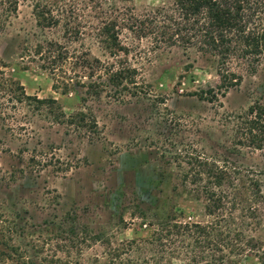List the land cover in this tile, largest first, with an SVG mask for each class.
<instances>
[{
	"label": "rangeland",
	"instance_id": "1",
	"mask_svg": "<svg viewBox=\"0 0 264 264\" xmlns=\"http://www.w3.org/2000/svg\"><path fill=\"white\" fill-rule=\"evenodd\" d=\"M58 1L17 0L14 11L0 7V60L6 70L14 71L25 95L56 100L64 116L59 122L79 109L91 113L96 129L89 133L74 130L68 123L56 124L48 115L52 107H20L8 93L0 92V226L5 230L0 232V264H15L4 255L16 256L22 264H41V257L53 255L52 242L46 236L65 218L66 226H85L91 234L115 242L138 234L141 222L165 219L172 204V186L180 194L198 192L202 186L181 183V170L173 159L180 149L185 153L195 150L226 170L232 180L222 191L231 228L253 237L264 248L262 117L248 133L251 121L257 118L254 113H259L249 111L264 107V49L243 55L242 46L231 43L236 52L221 59L197 46H167L153 36L136 37L133 29L121 28V21L116 20L117 40L126 54L119 51L109 57L93 39L101 13L107 16L121 9L134 16L147 14L159 22L170 13L159 8L172 0H72L73 19L59 12ZM51 5L46 10H51L57 24L39 30L33 8ZM252 20L256 33L258 24L264 25V0ZM70 21L72 28L84 34L66 39L64 25L69 27ZM48 44L63 47L66 59L57 62L53 71L39 70L42 62L32 57L41 52V58H46ZM81 54L89 61H99L100 66L87 62L88 69L71 70L82 61ZM117 66L135 73L133 84L123 83L126 89L119 94H112L108 86L97 90V98L60 94L67 77L82 92L76 82L105 81ZM89 70H93L91 80L83 77ZM229 74L235 78L233 86L217 90ZM209 90L215 94L212 100L192 96L199 92L208 95ZM83 97L79 105L78 98ZM251 135L260 140L259 148L251 145ZM199 197L192 203L178 201L177 207L188 206L189 221L204 224L209 217L203 211L205 200ZM138 210L145 218H139ZM19 229L23 240L14 234ZM36 236H40L36 244L41 250L37 254L27 241ZM94 243L80 254L72 252L67 261L105 264L102 247ZM55 257L65 260L61 253Z\"/></svg>",
	"mask_w": 264,
	"mask_h": 264
},
{
	"label": "trees",
	"instance_id": "2",
	"mask_svg": "<svg viewBox=\"0 0 264 264\" xmlns=\"http://www.w3.org/2000/svg\"><path fill=\"white\" fill-rule=\"evenodd\" d=\"M16 1L0 0V7L4 11H14ZM58 2L61 4L59 12L63 11L68 14L69 19H73V1L59 0ZM170 2L167 6L159 8L162 13L170 12L167 15L168 19L163 16V20L159 22H156L155 17H149L147 14L134 16L125 14L124 10L121 9L117 12H108L107 16H105L106 13H101L95 24L93 39L102 47L99 46L102 52H105L109 57L117 56L116 53L119 51L126 54V48L118 43L117 26L114 24L116 20H120L122 23L121 28L133 29L136 37L153 36L155 41L164 43L167 46L176 43L184 48H195L197 46L199 49L212 52L214 56L221 59L230 52L232 54L236 52L235 47L230 46L231 43L241 45L243 55L257 54L259 49H264V25L260 26L258 24L259 27L255 33L253 30L256 28L253 27L256 26L252 22V17L259 9L260 0H172ZM52 7L51 5L39 8L35 6L33 8V16L36 19L35 25L39 30L48 29L57 24V21L53 19L54 17L49 14L51 10H46V8L50 9ZM111 15H114L113 18H111ZM64 28H67L64 31L66 39H74L84 34L81 30L78 31V29L72 28L71 21L69 27L68 23H65ZM81 29L85 30L86 28L81 26ZM78 33L79 35L75 37ZM48 48L47 55L44 56L46 58H41V52L35 53L37 57H32L34 60L36 59L35 61L42 62L40 66H37L39 70L53 71L52 69L57 62L66 59L67 52L62 50L63 47L48 44ZM53 53H55L54 58L50 59L49 55ZM80 58L82 61L78 65H72L71 70L83 67L80 70L84 71L89 68H87L89 65L87 62H91L92 65L97 67L100 66L99 61H89L84 54H81ZM92 71L89 70L86 72L88 73L87 76L83 77L91 80L94 77L93 73L90 74ZM13 73V70H6V66L0 60V92L8 93L15 104L21 105L20 107L25 106L35 109L52 107L48 115L56 124L68 123L74 130L94 133L96 126L90 112L76 109L68 116L67 120L59 122V119H63L64 116L61 106L56 100L52 98L38 99L34 96L25 95L22 87L15 81ZM108 73L106 80L102 82L96 81L99 78H95L87 84L76 82L75 86L80 88L82 92H78L70 84L72 78L67 77L66 83L61 86L60 94L63 96L73 94L72 96L84 95L89 98H97V90L101 87L106 88L108 86L112 94H119L120 91L126 89L125 84H133L132 76L135 73L132 69L117 66ZM234 79L231 74L225 76L224 82L217 86V90H227L232 87ZM123 83L125 84L123 85ZM52 88L54 91L57 89L55 86ZM192 96H196L199 100L206 99L208 101V99L212 100L215 94L209 90L208 95L206 92H199L198 94H192ZM206 96L209 98H205ZM84 100V97L78 98L79 105H82ZM253 109H257L259 113L258 115L256 112L254 113V118L256 116L257 118L251 121L249 134L250 129L256 126L258 120L264 121V107L255 106L249 112ZM250 139L251 145L256 148L260 147L259 139L258 141L253 135L250 136ZM173 159L181 170L180 180L182 184L188 181V184L201 183L202 186H200L198 192L185 191L183 194L177 192L176 186H172V204L169 206L165 219L153 223L141 222L138 224V228L141 230L138 234L129 239L115 242L104 239L99 234H91L85 226L79 227L81 229L77 227V224L66 226L64 225L65 218L61 221L63 225L58 223L59 226L55 227L52 234L46 236L45 239L48 243L52 242L50 247L53 248V255L41 257L39 263L70 264L67 259L72 252L80 254L90 244L98 242L103 250L101 257L105 259V264H172L175 261L184 262L185 264H264L263 246L255 241L253 237H244L242 231L231 228V221L228 220L231 219V215L225 212L227 207L225 203L226 195L222 191L223 187L231 185L232 180L226 170L223 167L215 166L213 162H209L195 150L185 153L180 149ZM190 173L193 176H190ZM199 195L205 200L203 205L204 215L209 217L204 224L189 221V214H186V211L189 210L188 206L180 209L177 207L178 201L184 203L199 201ZM181 196H184V198L181 199ZM134 208L137 209V206H134ZM138 213L139 218H145L144 212L138 210ZM129 216L134 218L133 214H129ZM185 217H187V220H185ZM12 229L14 230L15 226ZM2 231L5 230L0 226V232ZM14 234L23 240L21 229L18 233L14 231ZM39 238L40 236H36V238L27 240H30L29 248L35 254L41 251L38 250V244H36ZM8 240L11 241V237H8ZM47 242L46 244H48ZM56 253L63 254L65 260L55 257ZM15 255L18 254L15 253ZM4 256L14 261L15 264H22L16 256L15 258Z\"/></svg>",
	"mask_w": 264,
	"mask_h": 264
}]
</instances>
